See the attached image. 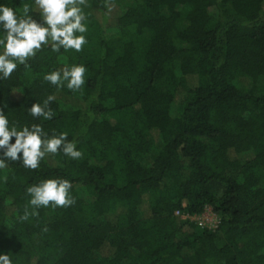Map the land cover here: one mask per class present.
Here are the masks:
<instances>
[{"label": "trees", "instance_id": "1", "mask_svg": "<svg viewBox=\"0 0 264 264\" xmlns=\"http://www.w3.org/2000/svg\"><path fill=\"white\" fill-rule=\"evenodd\" d=\"M24 4L39 21L34 0H0L18 16ZM118 6L108 30L103 0H88L81 52L45 46L0 79L10 126L66 132L83 153L48 154L36 170L6 161L0 254L12 264H264V0ZM74 64L86 68L80 91L44 81ZM49 95L53 118H33L27 109ZM57 177L75 204L20 221L26 188ZM207 205L214 230L175 215ZM34 236L62 253L49 260L27 246Z\"/></svg>", "mask_w": 264, "mask_h": 264}, {"label": "clouds", "instance_id": "2", "mask_svg": "<svg viewBox=\"0 0 264 264\" xmlns=\"http://www.w3.org/2000/svg\"><path fill=\"white\" fill-rule=\"evenodd\" d=\"M39 9L41 19H34L30 6L23 5L22 15L18 16L13 8L0 5V26L5 35L0 38V79H9L18 65L28 67V61L34 58L43 47L50 46L53 52L75 50L81 52L87 43V16L81 6L87 0H34ZM103 7L112 11V0H103ZM79 33L80 35H78ZM86 68L82 64L64 66L43 76L44 81L57 88L66 86L73 92L80 91L85 84ZM54 95L47 96L42 103H33L28 113L33 118L51 120L54 111L50 103ZM12 138L15 142L12 143ZM0 169L7 167L6 161L21 162L26 169L36 170L46 155L59 152L71 159L80 160L83 153L76 148V143L68 140V134L55 130L49 135L40 124L23 126L18 129L16 124L9 125V120L0 110ZM22 154V155H21ZM72 184L64 178L41 180L26 188L30 196L20 221L29 217H38L41 207H69L75 204L70 195ZM31 208V211L29 210ZM44 231H47L45 228ZM0 264H12L8 254H0Z\"/></svg>", "mask_w": 264, "mask_h": 264}, {"label": "rangeland", "instance_id": "3", "mask_svg": "<svg viewBox=\"0 0 264 264\" xmlns=\"http://www.w3.org/2000/svg\"><path fill=\"white\" fill-rule=\"evenodd\" d=\"M130 1L131 0H113L112 3L114 5V7H113L112 11L107 14V18H106L107 21H106V23H104V26H106V28L108 30L109 29L111 30L112 29V26L115 23L113 21V19L118 14L117 13L118 12V8H119L118 5L127 4ZM87 5H88V0H87ZM86 6H81V7H86ZM206 209H210L211 210L212 207L210 205H207L206 206ZM26 244H27V246L34 247L36 249H39L40 251L43 250V252H45L47 254L49 260H51V261H53L54 259H56L62 253V247L60 246L59 243H57V242H48V243H45L43 241V239L41 237H38V236H34L33 238L26 240Z\"/></svg>", "mask_w": 264, "mask_h": 264}, {"label": "built area", "instance_id": "4", "mask_svg": "<svg viewBox=\"0 0 264 264\" xmlns=\"http://www.w3.org/2000/svg\"><path fill=\"white\" fill-rule=\"evenodd\" d=\"M185 204H182L184 207ZM212 210V209H211ZM210 209L204 208V210L200 214H189L182 212L180 209L175 211V215L180 217L181 219H188L191 222H194L198 227L208 230H213L217 227L218 217L215 212Z\"/></svg>", "mask_w": 264, "mask_h": 264}]
</instances>
